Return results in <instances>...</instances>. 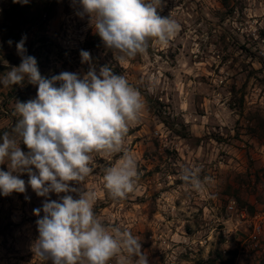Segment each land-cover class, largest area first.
I'll use <instances>...</instances> for the list:
<instances>
[{"label":"rangeland","instance_id":"374dc122","mask_svg":"<svg viewBox=\"0 0 264 264\" xmlns=\"http://www.w3.org/2000/svg\"><path fill=\"white\" fill-rule=\"evenodd\" d=\"M14 4L0 0V76L20 65L22 37L46 78L85 74L84 50L97 70L108 65L126 76L146 109L126 137L140 176L126 199L108 197L102 180L122 153L94 155L84 185L69 182L77 192L37 196L22 173L25 193H0V264H52L32 251L43 203L78 199L85 187L96 191L94 212L105 224L141 239L148 264H199L217 253L233 264H264V0H163L158 14L171 15L179 32L166 46L150 41L145 54L123 63L80 15L79 0H27L17 13ZM37 87L27 80L0 84V136L20 119L15 103L34 99ZM186 166L200 169V191L180 178ZM0 170L8 171L7 163Z\"/></svg>","mask_w":264,"mask_h":264},{"label":"clouds","instance_id":"9594fccd","mask_svg":"<svg viewBox=\"0 0 264 264\" xmlns=\"http://www.w3.org/2000/svg\"><path fill=\"white\" fill-rule=\"evenodd\" d=\"M79 5L80 15L88 16L89 25L121 63L145 54L150 41L166 46L180 30L171 15L158 14L163 0H79ZM25 39L16 43L20 65L0 76V84L7 88L27 80L38 87L34 99L15 103L14 115L20 119L0 136V164L8 166V171L0 170V193H25V181L18 175L22 173L28 174L27 184L37 196L77 192L69 182L84 185L94 171V155L122 153L104 169L102 180L108 197L126 199L140 179L137 160L125 144L130 126L146 109L141 92L108 65L97 70L84 50L81 63L89 65L85 74L63 71L46 78L35 57L26 55ZM199 172L186 166L180 178L200 191ZM85 189L78 199L64 195L59 201H44L43 216L36 221L34 256L52 264H148L141 239L127 227L105 224L94 212L96 191ZM33 213L40 217L41 209Z\"/></svg>","mask_w":264,"mask_h":264},{"label":"trees","instance_id":"16d2710c","mask_svg":"<svg viewBox=\"0 0 264 264\" xmlns=\"http://www.w3.org/2000/svg\"><path fill=\"white\" fill-rule=\"evenodd\" d=\"M21 3H15L14 6H13V10H15V13L17 12H21ZM50 11L49 8H46L45 11ZM50 13V12H49ZM9 14V13H8ZM12 15H9V17H11ZM12 19V18H11ZM41 19V17H33L30 21V23L32 25H35L39 20ZM18 26V25H17ZM19 27V26H18ZM95 45H90V48L94 47ZM180 136L182 137H185V135H183L182 133H179ZM234 263V259H231L229 261H227L226 257L223 255V253H217L216 257L215 258H210L208 259L207 261H204L202 263H199V264H233Z\"/></svg>","mask_w":264,"mask_h":264},{"label":"built area","instance_id":"2783aa9c","mask_svg":"<svg viewBox=\"0 0 264 264\" xmlns=\"http://www.w3.org/2000/svg\"><path fill=\"white\" fill-rule=\"evenodd\" d=\"M230 209H233V207L231 206V207H230ZM254 218H257V217H254ZM254 228H255V230H256V231H257V230H258V231H260V228H259V227H257L256 225H255V227H254Z\"/></svg>","mask_w":264,"mask_h":264}]
</instances>
